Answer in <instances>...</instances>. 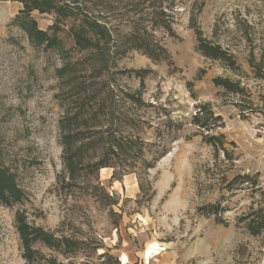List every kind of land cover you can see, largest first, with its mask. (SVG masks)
I'll list each match as a JSON object with an SVG mask.
<instances>
[{
    "label": "rangeland",
    "instance_id": "rangeland-1",
    "mask_svg": "<svg viewBox=\"0 0 264 264\" xmlns=\"http://www.w3.org/2000/svg\"><path fill=\"white\" fill-rule=\"evenodd\" d=\"M20 1L0 0V192L6 176L18 191L0 196V264H264V229L251 231L264 208V0H176L172 36L153 33L161 62L80 53L69 29L96 0L31 11L59 47L31 41L14 23ZM70 2L80 14L61 17ZM196 30L233 65L202 55ZM75 116L89 134L70 177L61 139ZM211 136L229 156L225 177L257 187L217 185ZM216 201L224 223L199 212Z\"/></svg>",
    "mask_w": 264,
    "mask_h": 264
},
{
    "label": "trees",
    "instance_id": "trees-1",
    "mask_svg": "<svg viewBox=\"0 0 264 264\" xmlns=\"http://www.w3.org/2000/svg\"><path fill=\"white\" fill-rule=\"evenodd\" d=\"M96 1V13L83 14L80 25L69 29V35L74 47L80 53H83L92 60H102L103 62H105L107 55L110 53L120 58L128 51H140L154 62H161L168 59L167 51L155 40L153 33L156 30H161L169 36H172V20L176 15V0ZM20 2L23 4V9L15 17L14 23L28 34L31 41H37L39 44L46 43V47L58 48L57 39L49 37L46 32L37 30L34 20H31L29 16L33 10H37L39 13H47L51 9H54L53 0H29L28 2ZM70 3V5H65L58 12L61 17L76 18L78 13L80 14L79 9L75 6V2ZM190 21H192L191 24L193 25V18ZM122 28H125V31L122 32ZM196 37L198 50L202 55L233 65V60L219 46H212L205 41L199 30H196ZM103 69H107L105 65L102 66L101 70ZM133 73L138 77L143 74L142 71ZM215 83L223 86L226 90H235L236 93L240 91L238 86L232 85L228 81L216 80ZM75 120L76 116L66 121V127L62 129L61 139L62 163L66 171L70 174V177L81 167V154L85 146L83 139L86 134H89L86 133V131H89L88 129L81 130L73 126ZM207 142L213 146L215 151L212 166L214 172L218 173L216 179L217 185L221 186L226 192H232L246 178L251 180V178L241 175H236L228 180L222 172L227 168L226 162L229 157L227 152L224 151L222 141L218 137L211 136L207 139ZM79 143L80 145L78 146ZM132 144L133 142L131 141L126 143L114 142L109 149H115L117 153H120L123 151L125 145L132 149ZM218 150H223V160L219 159ZM109 163L102 158L95 165L99 170L110 167ZM148 167L152 168L153 166L149 165ZM3 180L4 184L2 185L3 189L0 192V196H5L7 200L18 197V191L15 190L13 180L7 176ZM256 183V181L251 180V187H257ZM225 210L226 208L222 203L216 201L203 205L199 209V212L206 215H213L217 222L222 223L221 215ZM262 229H264V208L255 211L251 220V231L253 234L259 233ZM24 241L26 242L27 240L24 239Z\"/></svg>",
    "mask_w": 264,
    "mask_h": 264
}]
</instances>
